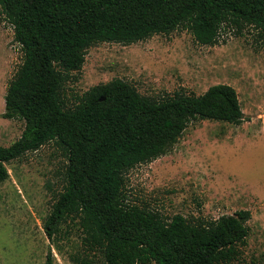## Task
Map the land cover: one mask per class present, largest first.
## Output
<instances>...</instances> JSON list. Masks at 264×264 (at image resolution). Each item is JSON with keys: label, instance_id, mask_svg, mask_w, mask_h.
<instances>
[{"label": "trees", "instance_id": "trees-1", "mask_svg": "<svg viewBox=\"0 0 264 264\" xmlns=\"http://www.w3.org/2000/svg\"><path fill=\"white\" fill-rule=\"evenodd\" d=\"M21 45L23 61L5 95L4 118L20 119L19 139L0 144V184L7 164L53 142L67 156L65 184L45 221L50 239L65 224L81 231L75 264H233L247 243L251 213L217 219H165L128 201L127 173L167 154L192 121L241 124L245 114L235 87L204 93L142 94L115 78L64 99L66 84L100 42L132 44L177 29L203 45L219 42L232 23L264 35V0H0ZM46 264H52L51 253Z\"/></svg>", "mask_w": 264, "mask_h": 264}, {"label": "rangeland", "instance_id": "rangeland-1", "mask_svg": "<svg viewBox=\"0 0 264 264\" xmlns=\"http://www.w3.org/2000/svg\"><path fill=\"white\" fill-rule=\"evenodd\" d=\"M23 61L14 27L0 6V144L20 138L25 122L4 118L10 80ZM64 90L68 106L91 87L125 79L148 96L204 93L228 83L236 88L244 121H192L165 155L127 173L128 201L169 220L217 219L248 210L250 234L233 264H264V35L247 24L226 25L215 45L196 41L177 29L132 44L100 42ZM67 156L53 142L7 164L10 177L0 184V264H75L82 235L69 222L55 239L46 233L59 191L65 184ZM95 264H103L100 257Z\"/></svg>", "mask_w": 264, "mask_h": 264}]
</instances>
